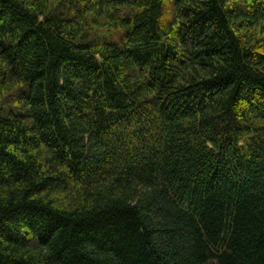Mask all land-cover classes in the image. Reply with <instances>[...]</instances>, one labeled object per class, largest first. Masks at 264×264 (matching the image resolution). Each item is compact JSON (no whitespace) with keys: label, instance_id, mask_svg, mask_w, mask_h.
Masks as SVG:
<instances>
[{"label":"trees","instance_id":"obj_1","mask_svg":"<svg viewBox=\"0 0 264 264\" xmlns=\"http://www.w3.org/2000/svg\"><path fill=\"white\" fill-rule=\"evenodd\" d=\"M0 264H264V0H0Z\"/></svg>","mask_w":264,"mask_h":264}]
</instances>
